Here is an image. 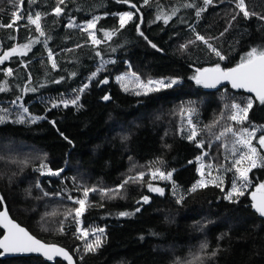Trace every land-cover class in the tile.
<instances>
[{
	"label": "trees",
	"instance_id": "obj_1",
	"mask_svg": "<svg viewBox=\"0 0 264 264\" xmlns=\"http://www.w3.org/2000/svg\"><path fill=\"white\" fill-rule=\"evenodd\" d=\"M237 1L213 0L198 17L197 10L205 7L203 0H130L128 4L64 0L59 16L53 11L58 0H23L22 7L21 0H0L4 10L0 25L11 23L13 13L21 15L13 27L0 26V55L30 40L39 41L25 54L18 51L0 64V85L7 81L0 104L21 98L28 112L44 115L30 124H0V209L4 203L14 220L39 239L66 248L78 264H177L178 260L199 264L193 261L197 254L204 255L203 264H264V222L250 199V191L264 183V166L249 171L251 189L233 200L224 199L223 190L213 184L178 200L168 193L169 183L152 182L146 173L156 168L173 171V184L185 190L198 177L194 158L202 149L208 150L206 162L221 165L226 137L214 139L227 129L230 106L241 103L243 93L229 87L208 92L193 77L197 69L216 64L234 67L251 48L264 46V0H245L249 17ZM124 11L134 17L120 28L117 13ZM36 12L41 14L44 36L27 20ZM162 13L171 16L167 24L156 19ZM93 15L100 17L94 29L100 44H93L85 31L67 26L69 19L83 21ZM105 31L113 32L111 39ZM197 34L226 59L220 60L196 40ZM184 44L187 48L182 49ZM99 58L113 61L89 82L77 105L46 104L45 98L74 94L97 68ZM7 68L13 70L12 76L6 75ZM129 70L142 81L175 78L179 83L146 95L131 94L114 80ZM104 79L108 82L100 83ZM106 93L111 98L103 102ZM186 106L199 111L203 147L179 135V113ZM247 120L264 127V105L256 99ZM43 162L52 171H62L58 176H42L33 169ZM141 172L143 178L132 177ZM71 182L79 183L81 190H113L90 192L81 215L85 227L104 229L95 251H86L74 232L71 223L77 203L56 196ZM150 184L164 189V194L151 191ZM144 196L148 203L142 201ZM122 212L131 215L121 216ZM205 242L208 248L201 253ZM0 264L64 263L28 256L0 258Z\"/></svg>",
	"mask_w": 264,
	"mask_h": 264
},
{
	"label": "snow or ice",
	"instance_id": "obj_2",
	"mask_svg": "<svg viewBox=\"0 0 264 264\" xmlns=\"http://www.w3.org/2000/svg\"><path fill=\"white\" fill-rule=\"evenodd\" d=\"M31 3H35L36 0H30ZM123 3L128 4L130 3V0H122ZM148 0H145V3H147ZM213 0H203V4L205 7L200 8L197 10L196 15L199 17L201 12L206 11V7L208 5H211ZM64 0H58L57 6L54 8L55 15L59 16L63 12V8H61L59 5L63 4ZM21 7L23 6V0H21ZM133 8H136L135 4L131 5ZM186 7H193V5H186ZM237 7L243 12V15L245 17H249L250 13L246 9L245 6V0H238ZM139 11V9H136ZM3 9H0V12H3ZM119 27L124 28L125 25L131 21L134 17V13L129 12H123L119 13ZM171 15H175V10H173ZM251 15H255V13H252ZM14 19L11 23L7 25H0L3 27H13V25L16 23V21L21 19V15L18 13H13ZM100 19V17H93V19L88 20L86 24L84 25L83 30L85 32H88L89 36L91 37V40L93 44H100L101 41L96 38L95 31H90L92 29L96 28V23ZM157 20L163 19L164 23L167 24L168 21L171 19L170 15L167 14H161L156 17ZM235 19V17H233ZM261 19H264V16L261 17ZM27 20L30 24L35 26V30L39 32L40 36H44L45 33L43 32L41 28V14L39 12L35 13V17H33L31 14L27 16ZM69 28L72 27H78L73 22H70L67 25ZM137 30L139 31V25H137ZM227 31V29H225ZM104 35L111 39L113 32L105 31ZM140 35L143 36V32H140ZM223 35V33H221ZM147 39V37H145ZM196 40L202 41L205 43L208 48L211 50V52L215 53L217 57H219L220 60L226 59V57L219 51L217 48L213 47L212 44L208 42L207 39H205L204 36L197 34ZM39 42L38 40H30L29 43L19 46L18 48H12L10 51H5L2 56H0V64H3L5 60H8L13 54L17 53L18 51L21 54H25L24 50H30L33 43ZM47 41H45L46 43ZM149 43H151L149 41ZM194 43V41H189L188 44ZM152 47L155 48L156 45L152 44ZM182 49L187 48V44L181 45ZM115 51V49H113ZM97 55L99 56L100 53L98 52ZM49 58L52 59V53L49 49ZM108 63H112V61H105L101 60L100 67L97 68L96 71L92 73V75L89 77V80L91 81L93 78H95L104 68V66ZM56 62L54 59H52V67L55 68ZM7 76L13 75V70L11 68H7L4 70ZM196 75L193 77V79L196 81L197 84H203L205 87H215L216 84L220 83L221 80H228L231 81L233 88H243L247 89L249 92L255 93V99L259 101L261 105H264V46L260 48L253 47L251 48L247 53L244 54V56L241 57L240 62L232 68L224 69L221 68L219 64H216L214 67L211 68H203V69H197ZM75 75V73H73ZM132 77L135 78L137 82V87L144 89L143 94H147L150 92H158L162 89H167L173 87V85L178 83V79H160V80H148L147 83H144L140 80L138 76H136L135 73H132ZM118 80L121 81V86L124 88L125 91H129L127 83L125 81L127 80V77L122 76L118 77ZM57 83L59 81H56ZM108 81L107 79H104L100 81V83L106 84ZM88 87V84L83 85L78 91L80 93H83L85 89ZM7 90V81H5L2 85H0V92ZM24 91H35V89L26 88ZM141 92H136V95H140ZM19 100V98H17ZM104 100H109L110 97L105 95L103 97ZM80 100V96L76 95V97L72 100H61L58 102H53V107H58L60 104H63L65 107H67L69 104L77 105L78 101ZM254 99L252 97H249L247 99L246 104L242 107L241 104L233 102L231 104V109H233V114L230 116V119L239 123H243L248 119V113L253 108ZM226 107H228L226 105ZM0 111H3L7 113V109H0ZM23 111L25 113L28 112L27 108H24ZM195 109H188L189 112V124H191V113L194 112ZM23 116H20L17 120V122H23ZM43 119V117H34L33 122L36 120ZM6 120L5 116H0V123H4ZM54 123V122H53ZM226 132H232V128H227L225 130ZM258 131L257 128L253 127L251 130L248 128H243L239 133H234L239 138L237 139L236 143L243 145L248 149V152L246 154L241 155L239 160L235 161V165H240L242 161L247 160L250 162V166L248 168H241L236 167V172L239 174V178L242 180L247 181L248 179V172L251 170V168L257 167V156H258V148L253 145L252 140L256 137V132ZM223 135V133H222ZM197 136V132L195 130V125H192V132L191 135L188 136L189 140H194ZM65 139H67L65 137ZM126 139V137H125ZM219 139V137H217ZM258 144L260 148H264V135H260L258 138ZM198 147H203V142L198 144ZM202 157H197V160H201ZM191 163V161H190ZM234 165V166H235ZM203 167V165L201 166ZM41 169L47 168L46 164L40 165ZM60 171L58 170L56 172H52L51 169H48V172L52 175H59ZM199 171V169H198ZM159 174V177L162 179H171L172 173L168 172L165 174L164 172H161L159 169H156L152 175L155 178ZM139 178H143L144 173L141 172L138 174ZM201 175L203 176V172H201ZM210 175V173H209ZM129 179H134L130 177ZM128 181H125L127 183ZM210 183H216V180L213 179L209 181ZM206 182L202 179L200 181H197V183L192 187L191 191H195L198 187H205ZM219 187V184H217ZM37 188H39V184L36 185ZM120 187H123V185H120ZM149 189L153 192H158L160 195L164 194V189L153 187L151 184L149 185ZM90 191H96L95 188L93 189H84V199H79L76 201V203L79 204V207L76 208L75 215L77 218H79L83 212L86 209V200L88 197V194ZM105 194H108L109 192L113 190H103ZM258 192H264V183L260 184L258 189ZM236 195L237 197L243 195V192L241 191L240 187L237 186L235 182H233L232 189L228 194L225 196V199L232 200L233 195ZM44 195H48V193H44ZM71 199V197H69ZM3 200V197L0 196V201ZM253 200L256 201V203L253 204V207L256 209V211L264 217V197H261L260 199H257L256 194H253ZM144 203L149 202V197L144 196L143 197ZM136 211H140L139 208L136 209ZM71 215V213H69ZM121 216L131 215V213H120ZM0 223H3L4 227L8 229L7 234L3 237V239H0V248L3 249V252H43L45 256L48 257L49 260H52L56 256H63L69 264H73L72 257L62 248H58L55 245H44L39 240H36L34 237L30 236L23 228H20L19 225L15 224L13 221L9 220L7 218V212H0ZM63 230V229H61ZM83 232V235L81 238L83 239L85 236L88 235L87 229H81ZM93 233H103L104 229H92ZM101 237L100 235H96V239L92 243H88L85 246L86 251H95L97 248L101 246ZM208 248L207 242L203 243L201 245V253L204 252L205 249ZM3 253H0L2 255ZM217 253L216 251H213L211 253V256H215ZM204 255L197 254L193 257V261L199 262V264H203ZM177 264H180L179 260L177 261ZM188 264H193V262H188Z\"/></svg>",
	"mask_w": 264,
	"mask_h": 264
},
{
	"label": "rangeland",
	"instance_id": "obj_3",
	"mask_svg": "<svg viewBox=\"0 0 264 264\" xmlns=\"http://www.w3.org/2000/svg\"><path fill=\"white\" fill-rule=\"evenodd\" d=\"M237 3H238V1H237ZM124 12H129V11H124ZM119 13H123V12H119ZM119 13H117L118 18H119V15H118ZM97 16L98 15H93L89 19L83 20V21H76L74 19H69L67 22V25L70 22H73L76 25H78V27H74V28H78V29L83 30L86 22L88 20L93 19V17H97ZM90 31H94V29H92ZM86 33L88 34V32H86ZM88 36H89V34H88ZM2 55H3V53L0 56H2ZM102 59L105 61H113V59H111V58L110 59L99 58V60L97 62V68L100 67ZM97 68L94 71H96ZM92 73L88 76V78L86 79V82L83 85L89 84V82H90L89 77L92 75ZM132 73H134V72H132L131 70H129L127 72L119 73V74L115 75L114 80L119 85L120 89L122 91H125L124 88L121 86V81L117 79L118 77L125 76V77H127V80L125 81V83H127L128 88H129V91H125V92H129L131 94H136V92L139 91L141 93H144V89L137 87V82H136L135 78L132 77ZM136 76H138V75H136ZM160 79L170 80L173 78L147 79L146 81H143V82L147 83L148 80H160ZM78 90L74 94L68 95V96L63 95L62 97H59V98H55V97L45 98V102L49 107H53L52 106L53 102H58L61 100H72L76 97V95L80 96V92ZM249 97L250 96H248V95L242 94V97H240V98H242V102L241 103L235 102V103H239L243 107L246 104L247 99ZM60 105L64 106L63 104H60ZM69 105H72V104H69ZM24 108H27V106L22 102L21 98H19V100L16 98L7 106H2V104H0V109H7L8 110L7 113L0 111V116L6 117L5 122L20 123V124L33 123L34 117H43L44 118V115L32 114L30 112L25 113L23 111ZM190 108L195 109V111L191 113V122H192L191 124H189V112H188V109H190ZM233 111L234 110L231 109V107H230V114H229L230 123L227 127V128H232L233 131L232 132H226L224 130L223 132L219 133V135L217 136L219 138H221L222 136L226 137L222 142L223 148H222V163H221V165H214V163L206 162L204 157L207 155L208 150L202 149L201 153L197 156V157H202V159L197 160V157L194 158V162L196 163V172L198 174V177L185 190L179 188L178 186H175L173 184L172 177H171V179H162L159 177V174H157V176L154 178L152 173L156 169H159V168L151 169V170L146 172V173H148L149 180L152 182L158 181V182H162V183H169L170 186H169L168 193L171 196L177 198L178 200H181L185 196L186 193L191 191L192 187L197 183V181H200L202 179L206 182V185H209V184L217 185V184H219V187L223 190L224 199H225V196L228 194V192L231 191L233 182H235L237 184V186L240 187V189L243 193L250 190L251 189L250 188L251 187V181L249 179H247V181L240 179L239 174L236 172V167L248 168L250 166V162L247 160H244V161H242V163L240 165H235V161L239 160L241 155L246 154L248 152V149L246 147H244L243 145L236 143V141L239 137L237 135H235L234 133H239L241 131V129H243V128H248L249 130H251L253 127H255L258 129V131L256 132V137L252 140V143L254 146H256L258 148L257 167H261V166H264V149L260 148V146L258 144V138L260 135H263L264 127L262 125H259V124L251 123L248 120L244 121L243 123H239V122L231 120L230 116L233 114ZM20 116H23V118H24L23 122H17V120ZM36 121H38V120H36ZM201 121H202V119L199 115V111L197 108H194L192 106L183 107L179 113V118H178L179 135L188 141L196 142L198 145L199 143H201V140H199V134L201 133L200 130L202 128ZM192 125H195V130L197 132V136L195 137L194 140H189L188 136L191 135ZM222 133H223V135H222ZM215 140H218V139L215 138L214 141ZM41 164H46V163L43 162V163L36 165L33 170L40 173V175H42V176H52V174L48 172V169H49L48 165L46 164L47 168L41 169L40 168ZM202 165H203V167H201ZM254 168H256V167H254ZM198 169H199V171H198ZM52 172H56V171H52ZM161 172H163V171H161ZM201 172H203V176L201 175ZM164 173L167 174L168 172H164ZM171 173H173V171H171ZM209 173H210V175H209ZM138 174H135L132 177L139 178ZM248 174H249V172H248ZM213 179L216 180V183H210L209 182ZM62 180L63 179H61V181ZM257 187H259V186H257ZM95 189L98 191H101V192H103V190H105V189H99V188H95ZM90 192H93V191H90ZM90 192H89V194H90ZM75 194H79V195H75ZM89 194H88V196H89ZM56 196L60 197V198L63 197L68 201L76 202L79 199H84V190L80 189L79 183L71 182V184H68L67 186H64L62 188L60 187ZM69 197H71V199H69ZM236 198H238V197L234 194L233 199H236ZM226 200H228V199H226ZM142 201H143V198H142ZM86 203H87V200H86ZM77 205H78L77 206V208H78L79 204L77 203ZM71 224L74 225V232L77 235L78 239L80 240V244L83 248H85L86 244L94 242L96 239V235L102 234V233H93L92 229H100L103 227H98V226H86L85 227L83 225L82 217L80 216L79 218H77L75 215V211H74L73 222ZM81 229H87L88 230V235L85 236L83 239L81 238V236L83 235V232L81 231Z\"/></svg>",
	"mask_w": 264,
	"mask_h": 264
},
{
	"label": "water",
	"instance_id": "obj_4",
	"mask_svg": "<svg viewBox=\"0 0 264 264\" xmlns=\"http://www.w3.org/2000/svg\"><path fill=\"white\" fill-rule=\"evenodd\" d=\"M235 67V66H234ZM207 68H211V67H207ZM232 68V67H231ZM228 69V68H227ZM202 86L204 87V89L208 92H214L217 91L221 88L224 87H229L232 88L240 93H243L245 95H248L250 97H252L253 99H255V93L253 92H249L247 89H243V88H233L231 81L228 80H221L220 83L216 84L215 87H205L203 84ZM105 95L109 96V93H106ZM104 95V96H105ZM103 96V97H104ZM102 97V101L103 102H107L109 100H104ZM111 98V97H110ZM264 135V134H263ZM264 149V148H263ZM256 194L257 199H260L261 197H264V192H258L257 190H252L250 191V199L252 201V204L256 203V201L253 200V194ZM7 212V218L11 221H13L15 224L19 225L20 228H23L30 236L34 237L36 240H39L42 244L44 245H55L58 248H62L64 249L71 257H72V261L73 264H78L75 260V257L73 256V254H71V252H69L66 248H64L63 246H61L60 244L54 243V242H46L43 241L41 239H39L38 237H36L35 235H33L25 226L21 225L20 223H18L16 220H14L11 215L9 214L6 206L4 203H2L0 212ZM253 211L255 212L256 216L258 218H260L263 222H264V217H262L257 211L256 209L253 207ZM0 230H1V236L0 239H3V237L7 234L8 229H6L3 225V223H0ZM0 253H3L2 255H0V258L5 259V258H11V257H28V256H35V257H40L41 259H43L44 261L48 262V263H54L55 261L59 260L61 262H63L64 264H69V262L63 257V256H56L54 257L52 260H49L47 256H45L43 254V252H3V249L0 248Z\"/></svg>",
	"mask_w": 264,
	"mask_h": 264
},
{
	"label": "flooded vegetation",
	"instance_id": "obj_5",
	"mask_svg": "<svg viewBox=\"0 0 264 264\" xmlns=\"http://www.w3.org/2000/svg\"><path fill=\"white\" fill-rule=\"evenodd\" d=\"M264 134V133H263Z\"/></svg>",
	"mask_w": 264,
	"mask_h": 264
}]
</instances>
